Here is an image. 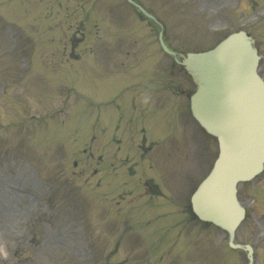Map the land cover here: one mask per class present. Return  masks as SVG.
Returning a JSON list of instances; mask_svg holds the SVG:
<instances>
[{
	"label": "rangeland",
	"instance_id": "1",
	"mask_svg": "<svg viewBox=\"0 0 264 264\" xmlns=\"http://www.w3.org/2000/svg\"><path fill=\"white\" fill-rule=\"evenodd\" d=\"M14 1L16 0H7L6 3L2 4L3 10L8 12L10 20L19 22L27 27L30 18L34 19V17H31L29 13L25 14L28 11L22 9L21 5ZM59 1L53 0L55 6L51 10V16L52 22L62 35L61 47L60 43H58V48L52 45L54 54L50 57H45V59H43V54L37 53L36 56L38 63H43L42 68L47 69L48 74H43L46 72H42L39 75L35 73L30 74V68L26 69L23 67V59L21 56L28 54V52L24 51L23 47L20 48V41L16 40L15 35L11 36V32H6L0 23V82L3 79L6 80L9 83L7 93L10 91L12 93V98L0 96L2 113L4 112L5 114H3L6 116L14 114H22L21 116H23L25 112L23 109L27 108L26 111L28 113L34 112L38 114L39 110L37 108L39 109L41 104H46V106H43L45 110H48L46 112H50L51 109H56V107H63L69 112L71 111L69 108L73 107L68 118L64 119L63 116L58 115V119L51 121L44 129L37 127L32 129V131L28 128V133L31 134L30 141L33 143V146L30 145L25 148V151L23 148L17 146L8 153L7 150L9 148H4L0 145V264L12 263V260L7 256L8 251L14 248L19 249L21 252L19 253L21 254L20 264H30L27 261H31V264H108L111 262L117 264H145L148 259L145 262L143 261V257L139 259L141 256H139L138 250L133 246L137 244L135 242L136 240L129 235L131 233L129 231L123 232V226L121 224V226H118L119 229H117L116 225L106 218L109 210L115 215L118 209L114 200L119 198L121 199H119V206H121L123 212H125L124 209H128L126 204L132 203L137 210L138 216L145 217L150 215L151 218L156 216V212L150 209L154 201L146 202V200H149L145 196L147 189H144L141 185L138 186V181L136 180L132 183L126 167H123L124 171L121 174H116L114 179L117 181L109 184L105 181V178L101 180L105 184L104 192L107 194L106 198L102 195L103 191L101 190L100 193V190H97V188L96 190L99 195L96 193L98 196L94 197L89 184L86 195L82 193L78 194L77 197L74 195L77 200L79 196H85L84 199L79 197L82 202V206L79 208V200L77 204L71 206L65 201L63 192L68 187L81 186L79 188L80 190L86 189L85 182L82 183L83 177L78 179L76 176H73V173H78L86 168L85 171L87 173L93 170L94 164L97 161L96 156L100 149L99 146L96 148L95 142L92 143L95 147L93 148L94 155H92L90 150L92 148L88 147V145H91L89 142L92 136L99 137V135H108L111 133L112 149L113 151H117L118 145L115 134L118 130L109 127L115 126L114 122L116 117L122 109L127 112L129 106L127 95H129V91L123 95L124 100L127 99L124 104H120V107L117 108V106L109 105L108 103L115 97L117 88L119 86L123 88L124 84H126L123 82L126 78L125 74L128 77L132 76L133 83L136 84L134 72L137 70L138 64L144 59V56L150 58L149 56L154 54L155 58L153 60L155 62L160 59L163 61L156 65L154 72L162 69L169 60L164 56L161 58L156 44L153 41L154 46L151 42L154 28H150L145 22H139L132 8L126 5L125 0H108L106 4L107 13L103 10L107 18L106 28L108 26H116V23L117 25L119 23H123L124 25L128 17L131 16L127 25L130 26L132 36H137L135 44L130 40L127 42V39L114 41L113 37L115 35H111L112 39L111 37L109 38L111 41L103 42L108 38V36H105L96 43V46L100 47L99 50L96 48L94 54L90 50V57L88 58L92 59L89 62L91 72L90 69L82 72L84 70V63H81L79 66L73 65V67L66 66L69 63L63 65V60L66 56L63 51L66 53L69 52L70 39H81L84 33L87 40L84 39L83 44L85 43V46L88 44L89 47L91 41L90 45L93 46L92 43L99 38L98 35L108 34V31L107 29L103 31L104 24L102 25L103 27L98 23L93 24V20L96 18L99 19L95 21L101 22V17L99 16L100 10L97 8L100 7L99 3L105 0H90L85 5L87 9L91 8L92 16L90 25L85 24L84 28L80 19L81 15H78L77 10L73 9L75 3L82 2L83 0H72L73 3L69 5V8L64 7V5H59ZM139 1L151 6L152 10L161 13L160 16L167 23L168 41L171 46L178 50L204 49L211 45L217 38V36L211 33V29H218L219 32L217 35H221L229 28H237L240 24H250L251 32L256 38L258 52L264 56V22L255 28L254 26L256 24H251L253 13L263 11L264 0H254V2L252 0H243V4L240 3L237 7L234 6L235 0ZM36 3V1H33L34 6H36ZM56 3H58V6H56ZM167 5L168 7L173 6L174 8L166 9L165 7ZM39 6L41 7V4ZM219 7L227 8L220 14H217L214 12V9H218ZM135 23L136 25L133 28L132 26ZM128 29L129 27L127 26ZM97 33L99 34L97 35ZM88 47L86 48L87 50H89ZM45 51L51 52L46 48ZM126 51L132 53L131 56L133 57H124ZM81 56H86V51L82 52ZM105 60L107 61L106 64L103 62ZM119 61L126 63L122 69H118ZM62 67L64 68L61 69ZM66 68L68 69L66 70ZM52 69H61L64 74L58 73L55 77L50 76ZM123 72L125 74H122ZM156 76L159 78L158 81H162L165 78L164 75L160 74L154 77ZM53 78L56 79L53 80L55 82L50 81ZM171 79L177 83H184L183 86L186 89L192 85L189 77L178 67H175L174 72L171 73ZM60 82H68V84L70 82L74 83L75 88L83 96V100L78 99L75 102L74 105L76 108L73 106V103H68V99L64 106H61V97L63 96L60 95L58 88L61 89L64 85L60 84L59 87L56 86ZM70 91L76 94V90H73V88ZM131 91L133 97L136 93L135 87H132ZM68 96L71 97L70 94ZM99 107H103V110H99ZM39 114H44V112ZM148 114L152 118V121H154L152 125L154 132L151 133L152 138L148 136L145 142L147 143V140L152 139L160 145L165 143L164 147L170 150L171 155H174L175 152L179 153V149L174 145L171 148L169 147L167 136H162L163 138L160 136L164 131L162 125L164 111L156 109L148 112ZM149 116H145V123L149 122ZM91 120H94L92 124L89 123ZM166 121L169 122V119H166ZM2 123L4 124V122ZM95 123H97L95 130L91 132V127ZM130 130L131 127H126L124 131L119 130L118 133L123 134V137L126 138V134ZM16 133L18 134V132ZM1 135L9 134L0 129ZM17 138H14V141ZM52 138L55 139L54 142H51ZM59 141H65L66 143L64 145L68 147L66 149L60 147L61 151L57 148ZM169 144L173 143L170 142ZM131 146L134 147L135 142ZM210 148L211 154L212 150H215V143L212 140L210 141ZM83 149H85L84 152ZM17 150L20 152L23 151V153L17 154ZM187 150V156L184 159L186 164L183 161V165L185 166L183 170L181 166L177 170L169 169L174 168L178 162L177 160H172L173 156L170 159L168 158L169 156L164 154L163 146L157 147L152 152L151 160L154 165L164 169L160 172L163 179L159 182L162 189L165 188V197L160 200L164 201V204L155 205L154 207L157 211L165 209L169 199L175 200L176 203L184 206L193 186L200 180L209 166L208 164L205 165V163L198 173L195 172L194 152L188 147ZM119 152L123 151L120 150ZM130 152L128 151V154ZM132 156L134 157L135 154H132ZM211 156L213 157V154ZM108 163L109 161H104L105 166ZM155 176L157 177L158 175L156 174ZM187 176H189V180H192L185 186L183 182ZM262 177H264V174L261 175ZM96 183L97 181H94V186ZM131 183L133 184L131 188L134 189L132 190L131 196L134 198L127 202V200L125 201L124 193L121 195L118 194L117 197L119 187L123 184L129 185ZM8 187H13V189H9ZM28 189L33 191L40 190L46 200L45 205L49 207V213L47 214L49 215V225L44 223L43 219L47 215L42 213L41 218L34 226V231L37 235H26L23 233L21 227V221L26 218L28 209H33L38 202L37 200L34 201V198L30 196ZM238 195L243 206L249 210L252 209L251 207L253 205L251 195H255L260 208L258 210L256 209L257 212L254 217L255 221L259 218L253 224L257 228L255 236L251 232L252 226L245 225L243 228L240 227L236 240L245 243L250 239V236L256 237L259 235L255 252L258 255V263L264 264V214L261 215L264 213V183L254 188V190L248 189L246 184L241 185ZM101 199H107L106 207L99 205L102 203ZM126 199H128V196H126ZM139 201L140 205L137 207L135 203ZM45 205L44 201L43 203H39L38 210H44ZM78 209H80V212ZM124 214V218H129L128 215L130 214L135 215L130 209ZM116 216L119 217V215ZM145 218L147 219V217ZM155 223L152 222L150 225L145 226L142 231L145 232L148 227L154 228ZM134 227H136V224ZM134 230L135 228H133ZM72 231L84 232L89 237L90 250L87 256L83 252L82 245L79 243L76 245L73 241L71 243L68 242L70 239L69 234ZM186 232L187 234H185ZM159 234H162V232ZM22 236L27 237L22 240L20 239ZM158 238L160 237L151 238L152 243H156ZM40 241L42 242L39 245H35ZM175 242L179 244L173 245L170 248L168 245L165 247L166 252L162 258L163 264H247L245 253L228 248L226 235L219 229L213 227H209V229H203L202 227L201 229L193 225L191 231H187V229L183 230L181 238ZM34 246L39 247L40 250L37 248V251H32ZM118 250L121 255L112 259L111 256L118 252ZM174 257L177 260L172 261L171 259ZM105 258L106 261H104ZM16 259L18 258L16 257Z\"/></svg>",
	"mask_w": 264,
	"mask_h": 264
},
{
	"label": "water",
	"instance_id": "2",
	"mask_svg": "<svg viewBox=\"0 0 264 264\" xmlns=\"http://www.w3.org/2000/svg\"><path fill=\"white\" fill-rule=\"evenodd\" d=\"M241 48L223 44L214 53L189 55L186 60L198 84L194 112L206 121L209 117L220 120V127L211 124L210 129L219 130L223 137L221 158L194 195V209L201 218L210 219L230 234L240 217L234 204V184L252 176L264 162V110L257 113L264 92L238 90L240 78H249L250 70L243 67L246 59L251 69L255 59L251 50L245 57ZM242 105L248 107L247 112Z\"/></svg>",
	"mask_w": 264,
	"mask_h": 264
}]
</instances>
